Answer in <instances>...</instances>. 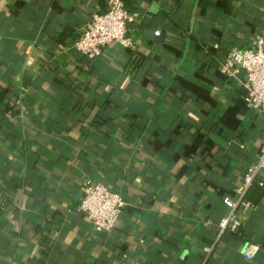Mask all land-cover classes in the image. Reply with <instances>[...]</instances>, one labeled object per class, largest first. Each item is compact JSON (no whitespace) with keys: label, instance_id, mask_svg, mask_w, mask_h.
Wrapping results in <instances>:
<instances>
[{"label":"crops","instance_id":"crops-1","mask_svg":"<svg viewBox=\"0 0 264 264\" xmlns=\"http://www.w3.org/2000/svg\"><path fill=\"white\" fill-rule=\"evenodd\" d=\"M104 1L0 0V264H264V192L219 226L264 139L221 65L264 38V0H134L133 49L89 60ZM86 178L128 202L115 231L77 212Z\"/></svg>","mask_w":264,"mask_h":264},{"label":"built area","instance_id":"built-area-1","mask_svg":"<svg viewBox=\"0 0 264 264\" xmlns=\"http://www.w3.org/2000/svg\"><path fill=\"white\" fill-rule=\"evenodd\" d=\"M140 10L130 12L123 0H105L101 11L93 13L85 27L78 31L74 48L85 58H98L104 48L119 45L133 49L134 36L129 25L140 22ZM218 48V44L214 45ZM221 70L229 77L238 79L244 90V104L264 116V38H258L255 45L232 49L227 53ZM264 172V139L256 160L246 169L236 199H223L228 210L220 222V232L239 231L242 226L240 215L247 214L254 203L246 197L250 185ZM260 185H263V181ZM128 206L126 199L112 191L105 184L86 178L83 196L76 210L86 216L95 231L111 232ZM209 250V249H208ZM259 250L258 245H249L244 251L246 259L251 260Z\"/></svg>","mask_w":264,"mask_h":264},{"label":"trees","instance_id":"trees-1","mask_svg":"<svg viewBox=\"0 0 264 264\" xmlns=\"http://www.w3.org/2000/svg\"><path fill=\"white\" fill-rule=\"evenodd\" d=\"M123 1L125 3V6L127 7V9L130 12H133V11L138 10V8L135 7V5H134V0H123ZM252 189L254 190L255 195H256L255 196V199L261 197L263 195V192H264L263 191V189H264V182H263V185H260L259 179L258 180H255L250 185L249 189L247 190V196H250V194L252 193ZM121 218H122V215H121L119 221L121 220ZM119 221H118V223H119ZM118 223H117V225H118ZM117 225H116V227L111 232H113V231H115L117 229ZM228 232L231 233V234H237V233H239V231L232 232V231H229V230H228ZM108 233H110V232H108ZM259 250H260V247H259Z\"/></svg>","mask_w":264,"mask_h":264},{"label":"water","instance_id":"water-1","mask_svg":"<svg viewBox=\"0 0 264 264\" xmlns=\"http://www.w3.org/2000/svg\"><path fill=\"white\" fill-rule=\"evenodd\" d=\"M151 11L155 12L157 9H156V6L155 5H152ZM165 38L164 36V32L162 30H157L156 31V41H163Z\"/></svg>","mask_w":264,"mask_h":264}]
</instances>
